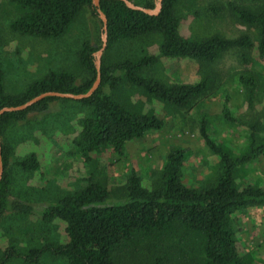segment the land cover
Listing matches in <instances>:
<instances>
[{"label": "trees", "instance_id": "trees-1", "mask_svg": "<svg viewBox=\"0 0 264 264\" xmlns=\"http://www.w3.org/2000/svg\"><path fill=\"white\" fill-rule=\"evenodd\" d=\"M12 1L22 11L10 21V28L41 38H57L64 34L86 6L97 15L92 0ZM176 3L177 0H161L159 11L149 14L128 7L121 0H99L98 7L106 17L105 50L122 39L158 33L161 36L158 53L108 63L102 55L100 83L89 96L77 100L45 96L24 109L0 114V227L7 213L28 214L31 211L30 205L14 197L10 189L12 147L6 132L12 123L26 121L31 112L46 111L54 100L74 101L86 110L79 121L78 135L72 139L79 152L87 155L110 147L122 153L129 141L161 129L164 119L155 113L133 110L106 92L105 86L114 90L124 81L170 106L189 109L206 95L209 81L202 78L194 83H168L148 72L160 58L211 63L232 48L252 46L257 56L264 58V9L252 12L233 8L238 18L258 29L256 42L247 34L225 37L214 33L192 38L178 33L180 22L175 14ZM141 6L153 8L154 1L143 0ZM97 48L89 40L81 42L77 62L86 76L80 82L72 70L48 69L19 92L11 93L5 90L0 66V108L17 106L49 90L85 93L96 75L94 52ZM239 80L246 87L247 102L251 104L256 80L250 74H241ZM227 101L223 102L222 114L225 119L232 120ZM198 132L218 159V172L211 182L197 186L185 184L182 179L184 150L174 146L166 155L159 182L151 188L143 186L137 172L131 169L121 200L109 202L107 188L99 182H90L48 204L43 219L63 221L65 239L58 243L45 242L26 252L9 244L0 254V264L13 258L38 263L44 252L64 257L68 264H247L238 248L234 215L241 209L264 204V189L252 183L237 185L236 171L259 157L264 152V144H258L255 133L251 132L244 152L233 154L211 136L204 118L200 119ZM14 164L30 172L40 167L34 152Z\"/></svg>", "mask_w": 264, "mask_h": 264}, {"label": "rangeland", "instance_id": "rangeland-1", "mask_svg": "<svg viewBox=\"0 0 264 264\" xmlns=\"http://www.w3.org/2000/svg\"><path fill=\"white\" fill-rule=\"evenodd\" d=\"M140 5L143 0H131ZM154 4L157 0H153ZM252 12L264 9V0H177L175 14L179 18L178 33L182 37L202 38L214 33L225 37L247 34L253 42L258 29L242 21L233 8ZM21 8L12 0H0V66L7 92L17 93L30 81L44 75L48 69L67 68L82 81L86 72L79 67L77 52L83 40L102 45V20L89 7H84L64 34L57 38H41L13 31L9 23ZM161 36L148 34L138 39H122L104 50L105 63L122 58L158 53ZM95 57V55H94ZM101 62V58H100ZM148 72L172 82L194 83L202 78L209 89L189 109L176 108L146 94L124 81L106 92L133 110L151 112L164 119V126L139 139L129 141L122 153L102 147L81 154L72 139L78 135L80 118L85 108L70 100H54L46 111L31 112L24 122H14L7 128V141L12 147L10 189L14 197L29 204L28 214L7 213L0 227V254L9 244L21 252L45 242L65 239L64 222L43 219L44 208L64 194L84 188L90 182L103 184L108 201L124 198L126 178L134 169L147 188L155 186L161 176L168 152L179 146L184 150L182 179L187 185L211 182L218 172V159L202 140L199 122L204 118L208 131L233 154L244 152L251 132L258 144H264V58L255 47L232 48L211 63L192 59L160 58ZM241 74L256 80L251 104ZM120 75V72H119ZM225 99L233 117L225 119L222 106ZM36 153L40 167L24 171L15 163L26 154ZM252 183L264 189V152L236 171V184ZM234 224L238 228L237 244L247 264H264V204L237 211ZM126 263V261L124 260ZM6 264H68L64 257L44 252L38 263L13 258Z\"/></svg>", "mask_w": 264, "mask_h": 264}, {"label": "water", "instance_id": "water-1", "mask_svg": "<svg viewBox=\"0 0 264 264\" xmlns=\"http://www.w3.org/2000/svg\"><path fill=\"white\" fill-rule=\"evenodd\" d=\"M123 1L128 7L134 8V9H138V10H142L146 13L149 14H156L159 9H160V5H161V0H157L154 4L153 8H147V7H143L140 5H136L134 4L132 1L130 0H121ZM93 5L95 7V10L97 12V14L99 15L100 19L102 20V31H103V38H102V45L99 49H97L94 52L95 55V68H96V75L95 78L91 84V86L89 87V89L85 92V93H79V94H74V93H70V92H58V91H44L30 99H28L27 101L17 105V106H3L0 108V114L6 111H14V110H21L26 108L27 106L33 104L34 102L38 101L39 99L45 97V96H57V97H61V98H70V99H81L84 97L89 96L99 85L100 83V71H99V66H100V58H101V53L104 50L105 46H106V17L103 14V12L100 10V8L98 7V2L99 0H92ZM1 174H2V164H1V158H0V178H1Z\"/></svg>", "mask_w": 264, "mask_h": 264}]
</instances>
